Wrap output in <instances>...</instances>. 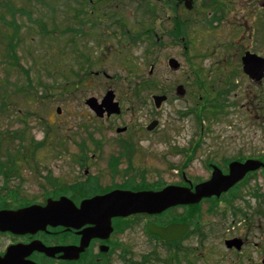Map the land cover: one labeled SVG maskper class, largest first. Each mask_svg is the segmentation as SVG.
<instances>
[{"label":"rangeland","instance_id":"obj_1","mask_svg":"<svg viewBox=\"0 0 264 264\" xmlns=\"http://www.w3.org/2000/svg\"><path fill=\"white\" fill-rule=\"evenodd\" d=\"M232 1L226 0L228 12L221 21L212 18L206 9V16L182 11L198 18L190 29L186 23L178 29L179 41H189L190 47L185 50L182 43L172 42L167 16L173 4L166 0H93L101 20L115 15L125 22L129 30L125 34L116 23L107 26L100 18L94 26L97 18L91 15L93 6L86 0H0V192L25 191L41 198L34 201H44V190L56 188L53 182H92L85 174L86 167L75 161L77 144L92 142L91 128L146 127L154 118L159 123L150 137H145L150 140L143 141L145 151L135 157V165L145 166L148 172L150 168L153 176L161 175L164 182L180 181L184 172L187 179L199 183L206 179L209 162L222 163L224 157L230 159L240 153L244 157L264 156V79L250 81L238 66L236 51L221 45L224 41L243 40L244 45L264 56V36L258 33L261 0H250L252 4L246 7ZM242 10L249 12L248 20L257 25L253 39L248 33L242 37L232 31L236 27L234 17ZM6 20L16 26L8 25ZM40 20L45 27L40 26ZM75 28L84 29L86 34L77 36ZM131 32L140 37L133 39ZM77 44L82 47L80 51ZM172 58L181 64L178 71L169 64ZM181 84L186 87L183 97L176 90ZM107 89L116 91L122 109L120 114H112L111 118L105 114L100 119L85 101L90 96L100 101ZM155 95L168 98L157 108ZM23 128L25 142L17 133ZM32 140V148L26 152L29 158L18 155V145L28 148ZM41 142L44 144L33 151ZM199 142L193 160L181 166L187 151ZM9 155L15 157L13 168ZM87 168L89 174L104 169L92 162ZM263 173L248 178L245 186L221 200L200 202L192 210H176L180 218L191 215L195 223H211L214 229L208 236L212 249L201 248L205 258L197 257L196 252L194 264H220L218 253L209 251L223 246L224 232L232 223L246 222V213L250 222L264 223ZM6 197L0 196L1 205L22 200ZM130 224L133 226L127 233L115 236L121 245L110 253L109 264H139L126 260L156 264L152 257L156 250L163 256L157 264H164L169 257L167 248L146 241L140 231L141 219ZM195 238H187L185 245ZM181 252L178 254L185 256ZM91 256L80 263L50 264H108L96 263Z\"/></svg>","mask_w":264,"mask_h":264},{"label":"flooded vegetation","instance_id":"obj_2","mask_svg":"<svg viewBox=\"0 0 264 264\" xmlns=\"http://www.w3.org/2000/svg\"><path fill=\"white\" fill-rule=\"evenodd\" d=\"M167 3L173 4V8L171 10V14H168L167 18L170 19V32L172 33L171 38L173 39V43L179 44L182 43L185 50H187L189 46V41L181 38L179 41L178 36V29L183 23H186L187 29L190 24L194 26L196 24V20L198 18L196 16H189L187 14L184 15L182 13L183 10H188L190 12H196V14H200L201 16L204 15V10L211 15L212 18H216L217 20H222V17L228 12L226 0H191L190 7H187L185 0H166ZM232 3V0H229ZM225 2V3H224ZM239 2L240 5L246 7L248 4H252L250 0L247 3H244L243 0H236ZM91 3L93 1L91 0ZM91 10V15H94V18H97L96 21L94 20V26L97 25L99 22L97 21L100 18L101 23H106L108 26L110 23H116L118 27H122L121 23L125 25V22H121L120 18L116 19L115 15L107 16V21L101 20L100 13L96 12L94 9ZM260 11L258 14L262 16V19H259L261 31L258 32L264 36V0L260 1ZM209 10V11H208ZM164 11H166L164 9ZM170 13V12H169ZM203 14V15H202ZM222 14V15H221ZM249 12L240 11L235 17L234 20L236 22V27L233 28L234 34H241L243 37L246 33L249 36L252 35L251 39L254 38L253 32L255 23H252L248 20ZM206 16V15H204ZM79 19V16H77ZM91 20V18H89ZM113 19L111 22L110 20ZM89 20V21H90ZM182 21V22H181ZM81 23H85V20H81ZM207 24H209L207 22ZM185 28V26H183ZM127 29V27L125 26ZM260 28V27H259ZM77 36L82 34L83 32L86 34L84 29L82 28H75ZM129 33V30H126ZM109 33V32H108ZM158 35V33H157ZM97 36V33H96ZM129 36H135L133 32L130 33ZM161 36H157L156 40L159 42L162 39ZM230 37V36H229ZM134 39V37H132ZM122 40H120L121 42ZM131 42V41H130ZM132 43V42H131ZM229 46L236 51V55H239L238 66L240 70L247 76L250 81L252 82H263V79L260 81H256L252 79L245 71H244V57L248 53H255L260 55L258 52L251 50L248 46L244 45V41L240 40L236 43L230 41H224L221 45ZM228 44V45H227ZM78 51L81 50L76 45ZM264 58L263 55H260ZM180 64V62H179ZM181 68L177 69V71ZM98 73V72H97ZM235 73V72H234ZM104 74L108 76L105 72ZM236 74V73H235ZM233 74V75H235ZM231 80V79H229ZM230 82L226 83L229 85ZM201 84V83H200ZM184 86V84H181ZM234 87L236 85L233 83ZM78 86V85H76ZM179 86V85H178ZM109 90V89H107ZM106 90V91H107ZM177 90V89H176ZM115 94L116 91L114 90ZM222 93H225L221 90ZM178 94V93H177ZM186 94V87L184 86V94L179 95L183 97ZM166 99L162 101L165 102ZM99 99V98H98ZM101 100V99H100ZM120 102V101H119ZM161 103V104H162ZM160 104V106H161ZM121 109L122 104L120 102ZM159 106V107H160ZM157 107V106H156ZM57 111L61 113L62 108L58 107ZM120 114V113H118ZM111 115L106 114L108 118H111ZM98 117V115H97ZM104 116H99L100 119H104ZM156 120V123H159V120L154 118L146 127H129V126H117V127H95L91 128L93 131V136L91 137L92 142H79L78 152L76 155V163L80 166H85V174L87 177H91V181H87L85 185L81 184L80 182L76 181L73 183L67 184H59L53 182V186L56 188L46 189L43 192L44 201H34L33 199H41L34 196H30L25 191H4L0 192V196L3 195L6 197L8 195L10 199H22L19 201L13 202H5V205L0 204V211L1 210H18L27 206H30L34 203L39 204H46L49 198L58 199L62 196H67L74 200V202L79 206L83 199L92 197L94 195H103L110 193L116 190H124V191H160L167 186H182V187H189L191 190H195V186L198 184L192 179H187L184 175V172L181 173L182 179L180 181H170L164 182L162 176H158L156 178L153 176L152 170L149 168V172L145 169L146 167L138 168V165H135V157L143 150L142 143L143 141H147L150 139H146L145 137H150L152 131L155 127H149L152 122ZM156 124V126H157ZM194 145V144H193ZM200 145V142L196 145L192 146L190 150L187 151V156L184 163L181 166H184L186 163L190 162L194 158V151ZM182 150V149H181ZM145 151V150H143ZM264 156L260 157L258 155L251 156V157H244L243 153L238 154V156L224 157L222 163L220 162H209L207 168V176L204 181H207L211 178L214 167H219L224 174L229 173V166L230 163L234 160L236 161H245L248 158H255V159H262ZM264 161V158L262 159ZM101 164L104 169L102 171L92 172L89 174V169L87 168L88 163L91 165ZM144 170V171H143ZM258 172H264V167H260L255 171H250L246 174V176L237 182L233 187H231L228 191L223 192L220 196L213 195L211 197H206L202 199L200 202H205L207 200H221V198H225L227 194L231 193L233 190H237V188H241L245 186L246 180L252 177H255ZM145 174V175H144ZM264 174V173H263ZM91 175V176H89ZM51 177V176H50ZM201 181V182H204ZM199 182V183H201ZM85 183V182H83ZM50 186H52L50 184ZM29 196V197H28ZM28 200V201H27ZM199 202V203H200ZM197 203V204H199ZM196 204H182V205H175L169 207L161 212L150 214L146 212L135 213L128 216H118L112 218V232L107 237H100L95 236L93 237L88 247H86L85 251L81 253L78 260H70L65 259L62 257L63 252H56L54 256H50L46 254L44 251L40 249H33L29 251L28 245L34 242H42L45 246L48 247H57V246H70V245H80L83 233L88 229L92 228L93 225H84L81 228H67L65 226H51L48 225L43 230L33 231H26V232H13V231H3L0 230V256H4L10 248H14L15 255L17 257L24 258V261H32V264H50V262H60V263H80L85 262V260L93 257L96 263H108L110 261V253L115 251L116 246L121 245L118 241L115 240V236L120 234L127 233L131 227L133 226L130 222L136 221L141 219L142 227L140 231H142L143 236L146 238L148 243H152L158 248L160 245H163L167 248V255L168 260L164 262V264H194L193 256L198 252L197 257L205 258L202 254L203 250L201 248L208 247L212 249V245H210V241L208 236L213 232V228L211 227V223L209 225H203L199 222H194L191 215H184L181 218L176 214V210L179 208H185L192 210ZM245 217L246 222L244 223H232L227 231L224 232V237L221 239L222 247L217 248L216 250L209 251L212 253H218V257L220 258V264H264V223L258 222H250V218L248 219ZM251 214L254 215L253 212ZM152 222L157 226L167 227L173 223H182L186 224L187 229L183 233L180 238L168 241L163 239L160 235L151 232L148 227V223ZM228 226V225H227ZM195 236L196 238L191 241V244L185 245V241L187 242V238L190 236ZM235 240V243L229 245L228 241ZM8 241L5 245L4 242ZM3 245V246H2ZM195 245V246H193ZM207 249V248H206ZM157 251V250H156ZM154 251L153 258L156 259L157 263L162 262L163 256L160 253ZM182 251V252H181ZM181 252L185 256H181L178 253ZM128 254L129 253H125ZM127 255V256H128ZM151 257V258H152ZM92 258V260H93ZM127 263H136V261H128ZM141 261L140 263H143ZM156 263V264H157Z\"/></svg>","mask_w":264,"mask_h":264},{"label":"water","instance_id":"obj_3","mask_svg":"<svg viewBox=\"0 0 264 264\" xmlns=\"http://www.w3.org/2000/svg\"><path fill=\"white\" fill-rule=\"evenodd\" d=\"M190 7L191 0H185ZM244 71L254 80L260 81L264 77V58L253 53H248L244 58ZM170 66L177 70L180 67L178 60H169ZM179 95L184 94V86L177 87ZM165 95H155L154 100L157 107L160 106ZM86 103L96 112L98 116H104L105 112L120 113L121 107L115 101V93L108 90L99 103L96 97H90ZM156 120L149 126H156ZM264 167V162L259 159L249 158L244 162L232 161L229 173L224 174L215 166L209 180L199 183L192 191L188 187L167 186L161 191H124L116 190L104 195H96L82 200L78 206L75 202L62 196L58 199L49 198L45 205L34 204L18 210L0 211V229L13 232H26L43 230L48 225L65 226L67 228H81L84 225H93L83 233L80 245L48 247L42 242H34L28 245L29 251L40 249L50 256L62 251L65 259H78L82 252L88 247L90 240L95 236L107 237L112 232V218L128 216L134 213H158L171 206L180 204L198 203L205 197L213 195L220 196L228 191L237 182L245 177L249 171ZM151 232L160 235L165 240H174L181 237L186 230V224L173 223L167 227L148 223ZM235 240L228 241L229 245ZM21 257L13 254L10 248L5 256H0V264H31L22 261Z\"/></svg>","mask_w":264,"mask_h":264},{"label":"trees","instance_id":"obj_4","mask_svg":"<svg viewBox=\"0 0 264 264\" xmlns=\"http://www.w3.org/2000/svg\"><path fill=\"white\" fill-rule=\"evenodd\" d=\"M89 1V0H88ZM8 25H13V26H16V24L13 22H9V21H5ZM39 24H40V26L41 27H45V24H44V22L42 21V20H40L39 21ZM121 25H122V30H123V32H127L126 30V28H125V25L123 24V23H121ZM151 30H149V31H147V32H150ZM10 47H11V51L13 52V56L14 57H16V52H15V45L13 44V43H11L10 44ZM18 60H17V58H16V66H18L19 65V62H17ZM86 73L87 74H90L89 73V71H87L86 70ZM26 129L25 128H23V129H21V130H18L17 131V133H18V136L19 137H21V139H22V141H24L25 142V139H24V137H22L23 136V132L25 131ZM1 132V131H0ZM10 135V137H13L12 135H11V133L9 134ZM14 137H16V135H14ZM3 137H2V135L0 136V142L2 143L3 141ZM44 143L43 142H41V144H37L36 145V147H33V151L37 148V146L38 145H43ZM32 145H33V140H32V142H31V144H30V146L27 148H24V145L22 144V145H18V148H16L17 149V152H18V155H20L21 157H27V158H29L28 157V155L26 154V152H27V149L28 150H31V148H32ZM21 146V147H20ZM10 152V151H9ZM6 153H8V150H7V152ZM14 159H15V157H12L11 155H9L8 156V161H10L11 160V163H12V165H11V167L13 168L16 164H15V162H14ZM1 163V162H0ZM0 172H1V169H0ZM47 178H49V180H51V178H50V176H47ZM53 180V179H52ZM131 223V222H130ZM136 263H139L140 264V261H138V262H136ZM144 263V262H143ZM143 263H141V264H143Z\"/></svg>","mask_w":264,"mask_h":264}]
</instances>
